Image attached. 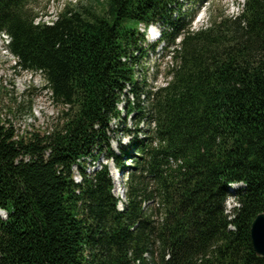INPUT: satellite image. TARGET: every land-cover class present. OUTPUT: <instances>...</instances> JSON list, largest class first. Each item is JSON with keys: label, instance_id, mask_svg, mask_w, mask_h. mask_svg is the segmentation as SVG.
Segmentation results:
<instances>
[{"label": "trees", "instance_id": "obj_1", "mask_svg": "<svg viewBox=\"0 0 264 264\" xmlns=\"http://www.w3.org/2000/svg\"><path fill=\"white\" fill-rule=\"evenodd\" d=\"M39 1L0 0V36L63 110L22 135L0 116V264H264V0L198 30L189 0H86L50 23ZM160 45L172 65L149 88L137 67ZM122 113L153 130L121 156ZM100 156L128 168L122 212L108 166L86 172Z\"/></svg>", "mask_w": 264, "mask_h": 264}, {"label": "rangeland", "instance_id": "obj_2", "mask_svg": "<svg viewBox=\"0 0 264 264\" xmlns=\"http://www.w3.org/2000/svg\"><path fill=\"white\" fill-rule=\"evenodd\" d=\"M86 0H40L34 10L39 14V20L47 23L55 20L56 16L62 9L69 5H78ZM245 0H191L184 5L187 10L193 9L194 20L192 21V29L198 30L205 27L209 20L216 16H235L241 9ZM193 6V7H192ZM157 28H152L150 32H146V44L152 45L156 43ZM143 31V29H142ZM7 43L4 38H0V116L3 120H9L13 123L19 135L33 131H45L51 129L56 122L58 115L63 110L60 105L53 102L51 92L47 88V82L39 73L27 72L21 68H15L16 60L6 48ZM150 49V48H149ZM163 45L159 46L155 51L149 50L146 57L140 58L137 67V75L141 84L143 82L149 88L161 87L166 85V75L169 66L172 65L170 58L163 60ZM129 91V89H128ZM124 104L119 106L123 109ZM122 116H125L122 113ZM123 123H113L114 129H127L131 133L123 135L112 134L111 146L116 154L122 156V149H126L132 144V138L138 137L143 139L146 134L151 135L153 128L150 127L147 119L139 116H125ZM138 122V124H136ZM139 132H138V131ZM133 155L136 154L133 152ZM87 173L92 174L97 170H101V165H107L113 177L114 194L119 195L121 201L120 207L124 206V193L128 168L118 171L113 160H108L106 156H100L95 163L91 159ZM93 162V163H92ZM128 167V164H127ZM77 177L78 174L76 173ZM77 181H80L78 178ZM239 189L238 186L231 188V191ZM236 202L230 198L227 202V210L234 208ZM1 218L7 216L5 212H0Z\"/></svg>", "mask_w": 264, "mask_h": 264}, {"label": "water", "instance_id": "obj_3", "mask_svg": "<svg viewBox=\"0 0 264 264\" xmlns=\"http://www.w3.org/2000/svg\"><path fill=\"white\" fill-rule=\"evenodd\" d=\"M250 237L255 254L264 259V214L258 215L253 221Z\"/></svg>", "mask_w": 264, "mask_h": 264}, {"label": "bare ground", "instance_id": "obj_4", "mask_svg": "<svg viewBox=\"0 0 264 264\" xmlns=\"http://www.w3.org/2000/svg\"><path fill=\"white\" fill-rule=\"evenodd\" d=\"M7 38V37H6ZM77 169V168H76ZM81 178V177H80ZM82 181V180H81ZM114 192H115V190H114ZM124 195V197H125V193L123 194ZM119 196V195H118ZM126 200V199H125ZM119 209H120V206H119ZM124 209V208H123ZM121 210V209H120ZM121 211H123V210H121Z\"/></svg>", "mask_w": 264, "mask_h": 264}]
</instances>
